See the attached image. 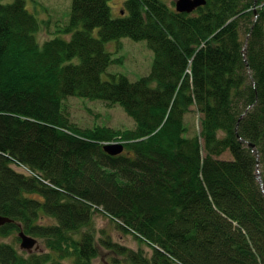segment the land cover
<instances>
[{
	"label": "trees",
	"instance_id": "16d2710c",
	"mask_svg": "<svg viewBox=\"0 0 264 264\" xmlns=\"http://www.w3.org/2000/svg\"><path fill=\"white\" fill-rule=\"evenodd\" d=\"M109 1L72 0L61 33L39 43L25 0H0V214L12 219L0 235L22 229L47 248L23 256L0 241V264H93L81 228L95 212L151 247L101 239L123 264H264V0L189 13L125 0L117 17ZM121 37L154 53L135 81L102 78L114 61L105 43ZM69 96L119 104L134 127L79 128ZM113 141L121 153L103 149Z\"/></svg>",
	"mask_w": 264,
	"mask_h": 264
},
{
	"label": "rangeland",
	"instance_id": "374dc122",
	"mask_svg": "<svg viewBox=\"0 0 264 264\" xmlns=\"http://www.w3.org/2000/svg\"><path fill=\"white\" fill-rule=\"evenodd\" d=\"M11 2L12 0H2ZM72 0H25L28 9L34 13L41 22L37 32L39 43L60 34L59 30L68 22ZM125 0H110L111 13L117 17L125 13L123 9ZM169 6L175 0H163ZM173 5V7H175ZM93 34L98 35L97 30ZM247 36V35H246ZM243 38V36H242ZM106 49L111 53L114 59L105 72L102 73L103 79H109L112 74L125 75L129 80L135 81L142 76L147 75L152 67L154 53L148 46L146 40H133L129 37H121L118 40H111L105 43ZM64 106L68 119L72 124L79 128H94L96 126H107L115 130L131 129L134 127V121L124 109L119 105H107L101 100H94L79 96H69L64 100ZM198 114L194 111L185 115V121L189 131L193 132L199 129ZM117 142V141H113ZM220 158L230 159L228 152L223 153ZM25 170V169H23ZM26 171V170H25ZM41 222H50L48 218L41 219ZM90 231L97 246V256L93 259V264H123L124 256L116 252L114 248L104 246L101 239L111 240L112 243L119 246L142 251L146 256L151 254V247L145 242H141L132 234L124 232L109 217L101 212L93 214L91 223L81 228ZM14 230L11 233L2 236L0 241L12 245L19 254L26 256L29 254L26 249L20 247V238L18 232ZM36 239L34 253L46 252L45 239L34 234H28ZM32 253V252H31ZM64 264H73L70 258L63 261Z\"/></svg>",
	"mask_w": 264,
	"mask_h": 264
},
{
	"label": "water",
	"instance_id": "95a60500",
	"mask_svg": "<svg viewBox=\"0 0 264 264\" xmlns=\"http://www.w3.org/2000/svg\"><path fill=\"white\" fill-rule=\"evenodd\" d=\"M204 3L205 0H175V9L178 12L189 13L195 10L197 7L203 5ZM248 146L252 147V150L256 152V149H254V145L252 143H248ZM103 149L111 155H116L124 150V145L122 142L105 143L103 145ZM257 178L260 184H262L260 175H257ZM10 221H12L11 218L0 214V226ZM18 236L20 238V247L22 249H26L28 253H31L36 249V247L34 246L36 243V239L34 237L26 234L22 229H20V231L18 232Z\"/></svg>",
	"mask_w": 264,
	"mask_h": 264
}]
</instances>
